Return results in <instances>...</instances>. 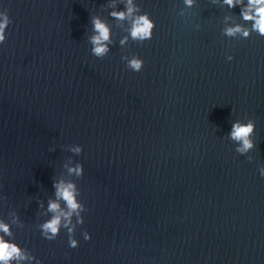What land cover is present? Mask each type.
Listing matches in <instances>:
<instances>
[{
  "label": "water",
  "instance_id": "95a60500",
  "mask_svg": "<svg viewBox=\"0 0 264 264\" xmlns=\"http://www.w3.org/2000/svg\"><path fill=\"white\" fill-rule=\"evenodd\" d=\"M136 2L156 29L122 48L109 0H0L13 21L0 45V218L19 214L15 241L42 264H264V37L222 34L225 15L243 23L239 7L196 0L180 16L183 0ZM91 15L112 25L103 59ZM133 54L139 73L121 59ZM248 118L251 162L227 137ZM60 175L87 208L75 249L66 230L48 241L37 228Z\"/></svg>",
  "mask_w": 264,
  "mask_h": 264
},
{
  "label": "clouds",
  "instance_id": "9594fccd",
  "mask_svg": "<svg viewBox=\"0 0 264 264\" xmlns=\"http://www.w3.org/2000/svg\"><path fill=\"white\" fill-rule=\"evenodd\" d=\"M213 4L227 7L232 10L240 8L239 18L243 21L233 22L230 15L223 18L222 34L230 39H248L253 33L264 37V0H212ZM118 4H123L124 9H118ZM185 8L180 9L179 15L185 16L187 9H192L196 5V0H183ZM107 8L111 9L109 15L116 22V27L121 29L125 35L119 40V45L123 48L129 41L143 45L144 42L153 38L156 23L151 18L150 13L142 10L136 0H109ZM13 23L7 10L0 11V45L7 40V29ZM91 34L88 42L91 45L90 52L97 59L105 58L111 51L110 46L114 44L112 25L108 20L100 15L90 16ZM200 25H196L199 29ZM122 61L125 67L133 72L139 73L144 69V60L138 55H123ZM226 59L232 61L234 57L227 55ZM256 131L255 121L248 118L246 121L235 120L231 123V130L227 137L236 147L235 152L242 156H247L249 162L253 157L248 155L257 147L253 137ZM68 150L80 155L83 146L79 144L69 145ZM68 177L82 178L84 166L82 163L68 159L63 164ZM259 175L264 178V165L258 167ZM53 196L47 199V204L43 200L38 201L41 216L47 217L37 224L41 236L48 241L55 240L61 230H66L68 234V244L70 248L79 247V241L75 238L77 227L83 225L84 213L87 211L86 205L80 199L81 192L74 179H65L62 175L53 180ZM0 200L7 202V197H0ZM13 226L22 229L24 223L19 214L12 210L9 212V219L6 221L0 218V264H42L32 252L21 247L15 241ZM85 241L91 240V234L83 232Z\"/></svg>",
  "mask_w": 264,
  "mask_h": 264
}]
</instances>
